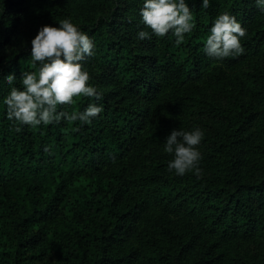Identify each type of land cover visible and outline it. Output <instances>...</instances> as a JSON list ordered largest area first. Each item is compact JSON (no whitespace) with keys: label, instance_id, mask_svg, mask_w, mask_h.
Masks as SVG:
<instances>
[{"label":"trees","instance_id":"16d2710c","mask_svg":"<svg viewBox=\"0 0 264 264\" xmlns=\"http://www.w3.org/2000/svg\"><path fill=\"white\" fill-rule=\"evenodd\" d=\"M81 1L46 0L52 8L40 18L58 23L70 17L95 43L84 67L103 98L78 96L71 105L58 106L69 113L90 103L102 106L90 124L62 120L33 128L9 121L4 98L11 87L21 88L22 71L39 66L32 65V40L0 61V264H18L23 248L37 239L30 228L47 224L54 227L48 239L52 253L70 264H141L132 239L145 211L158 205L177 247L156 264H225L229 247L233 252L256 246L264 254V113L257 109L264 104V12L256 0H210L207 9L202 0H186L196 27L179 46L171 33L160 38L143 24L144 0H91L87 9L96 16L89 21L74 15ZM224 11L247 30L241 38L245 51L217 60L204 49L213 21ZM16 29V17L4 22L0 46ZM139 31L151 38L140 40ZM252 57H263V63L244 84L227 76L226 70ZM9 74L15 76L13 85L4 80ZM209 87L229 90L233 104L222 108L209 102ZM207 105L213 113L208 126L215 132L205 138L208 153L199 167L208 175L194 190L167 176L146 196L132 194L129 158L137 139L150 132L155 108L172 116ZM173 129L170 121L152 134L155 153L164 152Z\"/></svg>","mask_w":264,"mask_h":264},{"label":"clouds","instance_id":"9594fccd","mask_svg":"<svg viewBox=\"0 0 264 264\" xmlns=\"http://www.w3.org/2000/svg\"><path fill=\"white\" fill-rule=\"evenodd\" d=\"M257 7L264 12V0H256ZM210 0H202V8L207 9ZM140 16L143 24L157 37L171 33L177 46L186 34L196 27L193 9L186 0H144ZM58 27L44 25L31 41V61L35 71H22L21 88L11 87L3 103L7 106V119L16 125L37 127L41 124H58L79 121L90 124L103 112L102 106L90 103L82 112L58 111V106L71 105L78 96L101 100L102 93L89 84L90 75L84 63L95 54V43L81 31L72 19L58 22ZM247 30L234 15L224 11L213 21L210 34L206 38L205 52L209 57L222 60L244 53L241 38ZM140 40L150 39L148 31H139ZM8 85H13L14 74L4 77ZM20 132V127H15ZM204 132L199 127L191 131L173 129L165 139L164 151L173 156L168 162V171L183 176L193 173L202 176L199 167L202 155L199 145Z\"/></svg>","mask_w":264,"mask_h":264},{"label":"rangeland","instance_id":"374dc122","mask_svg":"<svg viewBox=\"0 0 264 264\" xmlns=\"http://www.w3.org/2000/svg\"><path fill=\"white\" fill-rule=\"evenodd\" d=\"M16 1L0 0V28L4 27V22L7 19L12 17H16L17 19L15 33L11 36L8 43L0 46V61L12 58L20 49L25 47L28 41L35 38L40 27L44 25L59 26L58 23H48L40 18L42 12L47 8H52V6H48L46 0ZM89 2L91 0H82L75 6L77 8L80 6L78 12L74 13L75 17L78 16L79 21H89L96 16L93 15L94 11L87 9ZM262 63L263 57H252L244 65L226 70L227 76L233 79L234 82H239L242 85L248 78L255 74L257 64ZM208 90L209 96H207V100L217 107L221 106L222 108H226L233 104L229 90L224 92L214 87H209ZM203 106H206V102L203 103ZM257 109L261 113H264V104L258 105ZM212 115L213 113L208 109V105L207 107L197 106L194 108L191 106L186 110H176L172 116L160 115L159 109L155 108V112L148 124L150 132L143 138L137 139L136 146L129 158L131 168L130 191L132 194L146 196L154 184L163 181L167 176H171L170 179H173L174 182L182 180V185H191V189L194 190L200 179L193 173H186L180 176L176 175L174 171L169 172L168 162L173 159V156L165 151L162 154L155 153V143L153 142L152 134L160 132L164 123L170 121L180 130L191 131L199 127L204 132V138L199 145V151L202 155V160H205L208 153V140L205 138H207L208 133L215 132L213 127L208 126V121ZM162 147L164 149V144ZM157 150L161 149L158 148ZM160 160L164 161L159 163ZM164 163H167V165H164ZM207 171L202 172V176L208 175ZM140 175L143 178L140 179ZM146 182L147 184H145ZM66 213H68L67 216H70L67 210ZM166 221L167 216L162 205L147 209L144 216L139 219L137 230L132 239V246L139 249L141 253V264H154L155 259H164L168 252L176 251L177 244L167 236ZM53 228L51 224L35 225L30 228V235H36L37 239L33 246L23 248L18 256V264H70L66 260L54 255L50 249L48 239L49 235L54 231ZM42 250L44 254L40 256L35 253V251L40 252ZM232 255L244 260L248 264H264V254L256 246L248 247L244 250L236 247L233 252L229 247L228 260L225 264H237ZM192 256L193 254L190 255L187 261L188 263Z\"/></svg>","mask_w":264,"mask_h":264}]
</instances>
